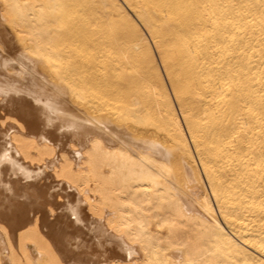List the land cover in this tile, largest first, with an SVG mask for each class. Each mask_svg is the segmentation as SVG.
<instances>
[{"label":"bare ground","instance_id":"1","mask_svg":"<svg viewBox=\"0 0 264 264\" xmlns=\"http://www.w3.org/2000/svg\"><path fill=\"white\" fill-rule=\"evenodd\" d=\"M89 2L98 6L79 7ZM175 2L185 0H0V31L6 34L19 21L27 50L51 57L56 67L67 68L71 63L80 95L74 99L71 93L56 94L59 80L48 60L29 56L6 65L0 59V89L10 94L0 97V112L5 99L19 90L18 81L31 80L34 72L46 76L51 103L60 113L56 119L65 129L83 131L103 124L151 149L140 153L139 167L103 154L91 161L86 157L61 161L74 181L89 184L90 199L99 194L101 212L119 209L130 190L125 177L131 170L140 188H153L148 197L136 194V200L159 202L164 209L160 215L191 231L190 251L171 250L161 253L160 259L168 264L182 260L186 264L190 256L200 264H260L264 261L261 115L257 108L245 133L235 140L214 138L207 81L192 71L190 54L197 51L198 43L212 41L196 39L201 33L190 27L183 11L163 7ZM66 3L77 7H57ZM32 5L45 7L41 12ZM260 38L257 29L255 39ZM254 47L257 51L247 75L255 78L258 90L264 85V57L260 45L254 43ZM22 132L19 141L13 137L11 158L28 171H38L42 161L54 160L52 149L70 143L76 134L47 130L36 119ZM152 176L156 183L151 182ZM4 179L0 177V183ZM116 222H120L118 216ZM5 226L9 232L0 234V264H56L60 234L51 219L39 223L13 219ZM162 231L166 239L168 229ZM176 231L181 238L187 235L179 227Z\"/></svg>","mask_w":264,"mask_h":264},{"label":"snow or ice","instance_id":"2","mask_svg":"<svg viewBox=\"0 0 264 264\" xmlns=\"http://www.w3.org/2000/svg\"><path fill=\"white\" fill-rule=\"evenodd\" d=\"M97 6L93 2L79 5L81 8ZM32 7H39L43 12L45 5ZM57 7L71 10L77 5L66 3ZM163 7L183 11L190 27L201 33L197 40L211 38V43H198L197 51L190 50V54L193 57L192 71L207 81L209 105L214 109V138L235 140L244 134L249 118L257 108L264 125V85L257 90L254 87L257 81L247 75L252 67V56L257 51L254 43L260 45L259 51L264 57V0H185ZM257 29L260 39H255ZM25 35L19 21L12 23L6 34L0 31V59L6 65H14L17 60L29 56L48 60L51 71L59 80L60 87L54 89L56 94L67 96L71 93L74 99H79L71 63L67 68L56 67L51 57L27 50ZM261 63L264 64V59ZM17 86L19 90L11 99H5L4 110L0 112V177L5 178L0 183V234L9 232L5 225L13 219H27L28 223L51 219L60 234V257L56 264H168L166 259L159 258L161 253L190 251L193 239L188 226L177 225L160 215L164 209L159 202L147 198L141 204L136 200V194L143 193L148 197L153 188H140L139 179L131 170L125 177L130 182V190L121 199L119 209L101 212L97 204L99 194L96 199H90L93 193L89 191V184L83 180L74 181L67 167L61 166V161L76 157L91 161L103 154L139 167L138 162L143 161L140 153L151 150L146 144L133 142L122 132L103 124H92L83 131L65 129L56 119L60 113L51 103L48 80L39 72H34L31 80L18 81ZM9 95L7 90L0 89V97ZM45 96L49 97L48 101ZM199 99L203 101L204 96ZM9 104L10 108L7 107ZM208 115L206 106L205 117ZM32 119L47 130L76 133L70 137V143L53 148L54 160L42 161L38 171H28L11 158L13 137L19 141L22 130ZM15 155H20L19 148ZM151 182L156 183L157 178L152 176ZM116 195L120 196V193ZM117 216L119 223L116 222ZM178 227L187 234L185 238L176 231ZM165 228L168 229L166 239L162 238ZM179 264L185 262L182 260ZM186 264L200 262L190 256Z\"/></svg>","mask_w":264,"mask_h":264}]
</instances>
